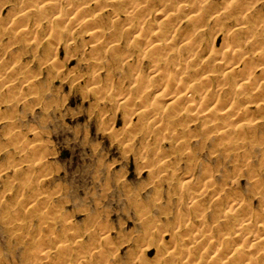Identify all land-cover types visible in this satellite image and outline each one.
Returning a JSON list of instances; mask_svg holds the SVG:
<instances>
[{"label":"rangeland","instance_id":"374dc122","mask_svg":"<svg viewBox=\"0 0 264 264\" xmlns=\"http://www.w3.org/2000/svg\"><path fill=\"white\" fill-rule=\"evenodd\" d=\"M130 1L134 7L148 3ZM164 1H150L146 12L133 20L134 25L151 34L181 2ZM223 1H204L201 46L197 65L190 71L194 78L202 76L201 63L206 69L224 70L218 61L225 42L231 39L229 29L242 15L231 6L221 18L212 16ZM112 2L92 3L87 13L97 14L102 30L96 37L73 32L72 40V27L64 23L54 24L59 37L49 35L47 27L32 32L37 38L14 35L7 27L8 20L34 0L23 4L21 0H0V65L4 67L0 76L13 79L19 92L11 94L0 87V264H62L64 259L63 264H170L167 252L176 243L181 250L192 249L194 256L171 264H212L204 256L207 245L194 249L192 240L187 239L190 233L178 229L188 225L194 229L192 236L195 229L199 235L215 229L219 249L211 254L216 259L213 263L222 264L232 260L236 249L246 250L259 235L257 224L264 221V202L259 195L264 191V73L258 61H247L245 75H253H244L240 83L249 81L250 85L230 100L210 90L194 93L195 102L207 94V102L200 107L209 106L212 112L206 123L200 119L189 125L190 118L182 115L169 118L173 130L160 131L151 117L140 115V106L153 101L164 117L170 114L167 104L171 98L155 97L167 81L150 79L152 63L166 65L133 52L132 37L123 32L129 26V8ZM236 2L249 8L242 11L249 24L256 17L264 20V0ZM188 13L180 12L174 32L167 30L177 34L178 28H187ZM29 28L34 31L38 26L30 24ZM98 37L117 45L92 52ZM173 50L164 51L174 56ZM169 65L174 72L173 64ZM178 70L183 84L173 89V94L182 92L187 83L192 85L190 79L185 80L189 73L184 68ZM138 76V84L151 91V99L142 103L132 100L131 94L130 100H123ZM217 80L211 81L214 90ZM218 98L224 101L223 108L212 107ZM179 101L185 106V100ZM230 107L236 109L226 120L224 111ZM183 125L189 126L185 134L180 130ZM222 127L229 129V137L216 142L212 136ZM208 180L213 182L205 196L208 209L197 212L186 191L197 192ZM235 197L244 211L261 214L241 239L234 238L235 229L224 222L233 215L226 203ZM214 199L222 201L221 205L213 203ZM182 212L189 215L185 222ZM243 215L240 210L236 218L241 221ZM46 216L51 217L49 222H45ZM18 221L25 223L24 228L14 225ZM146 230H152L153 235L144 240ZM39 246L46 248V258L33 254ZM250 248L248 253H255L258 246ZM262 260L256 264H263ZM232 263L239 264V260Z\"/></svg>","mask_w":264,"mask_h":264},{"label":"bare ground","instance_id":"6f19581e","mask_svg":"<svg viewBox=\"0 0 264 264\" xmlns=\"http://www.w3.org/2000/svg\"><path fill=\"white\" fill-rule=\"evenodd\" d=\"M100 1L101 0H80L78 4H75L72 0H34V3L31 6H27L15 12L8 20L7 27L8 29H13L14 35H17L22 38H26V37L30 38L32 35L33 38H37V35L32 34V32L37 33V31L40 28H44V27L50 29L49 35L56 33L57 36L59 37L60 31L59 29L57 30L53 29L54 24L64 23L62 25H69L70 27H72L70 29L72 32L69 35V38L72 40L74 39V36L72 35L74 34L73 32L79 34H83L87 32L89 36L91 35L93 37H96L102 30L101 26L97 24L98 23L96 18L97 14H93V13L87 14V13L90 12L92 8V3L93 4L99 3ZM112 1L114 5L125 4L129 8V10H126L127 12L126 15L127 18L129 19L128 20L129 26L125 30H123V32L127 33L130 39L132 37L131 42L133 49L132 48L131 49L134 50L133 52L136 53L137 56L140 55L142 57H148L151 62L164 61V64L166 65L165 67H162L161 65L152 63L150 67L152 68L151 71H153V74L151 75L150 79L153 81L156 78H164V80L167 81L166 82L167 84L164 86L163 90L158 91L155 97H158V99H162L166 97L171 98V102L167 104L170 107V114L169 115L164 114L165 115L164 117L163 114H161V110L158 109L159 107L156 105V102L153 101H151V104H146V105L141 104L140 106L141 107L140 115L151 117V119L154 121V124L157 125V128L160 129V131H168L167 129L171 128L170 124L172 123L169 120V118L172 117L177 118V117H181L182 115H186L190 118V121L188 122L189 125L197 123L200 119H202L206 123L207 118L212 114V112L209 109V106L204 107L203 108L204 110L200 109V107L201 105H203L204 101L207 102V100H205L207 94L201 95L198 99L199 102H195L197 100L196 99L194 100L193 98L194 93L198 89L206 90L207 92L210 90L212 91V93H215L217 95L228 97L227 99L235 95L237 92L238 94L243 93L244 89L247 88L250 84L248 83L249 81H244L243 83H240V81H242L244 77L247 75H251V76L253 75V72L245 75L246 71L243 67L246 65L247 61H252V59L257 60L258 61L257 65L258 67H260L259 70L262 73H264V20H259L257 19V17L256 20H254L255 18H253L254 21L250 23L251 24L250 25L249 24L250 21L245 20L246 17L245 15H243L242 12V11L245 12L249 11L248 10L249 8L245 9V6L242 3H237V2H236L237 4L234 3L237 0L223 1L222 7L221 8L217 7L212 15L215 17L217 16L216 18L219 19L221 18V13L224 10L226 11L227 8L229 9V7L231 6L235 7V10L239 15H242V18L238 16L237 22L229 29L228 33L229 36L231 35V39L225 42V46H223L224 50H222V54L220 56L221 59L218 61V65H220L221 66L220 68L224 70L220 73L214 69H206V65L204 63H201L199 67H202L203 65L204 66L202 67L203 71L201 73L202 76H200V78H194L193 77L194 72H190V71L191 69H194L195 66L197 65V54L201 46V42H200L201 40L199 36L202 34V32L201 34L199 32L203 31L202 28L204 26L202 25L204 24L203 17L205 15L203 13V10L207 8L206 7L207 4L204 3L205 0H180L181 2L177 4V7L174 8V10L172 9L173 10L171 11L172 13L169 14L168 11L167 12L168 14H166L167 18L160 25H158V28L152 31L151 34H148L147 31L144 30L142 26H140L138 29L134 25L133 20L137 16L141 17V15L145 13L147 10V4L153 0H145V2L148 3L141 4V6L138 7H134L130 0H112ZM167 1L168 0H165L164 2ZM21 2L23 4L25 0H21ZM232 7L231 10L233 9ZM231 10L229 9V11ZM182 11L185 12L189 11L188 15L185 17L186 19L185 21H187V26H186L187 28H184V30L182 29L181 31H179L180 29L178 28L179 30L178 29L176 30L178 31L177 34L176 33L172 34L167 29H170V31L172 29V32H174L173 29L175 26V21L180 20L179 14ZM248 15L249 14H247V17ZM88 17H92V18H88ZM44 18H46L45 23L42 22ZM205 19H206L205 21H207L206 17ZM30 24H32V26L35 27L38 26V29L37 30L34 29V31H31L32 29L29 28ZM98 38L97 39L94 38L95 43L91 46L92 52H99L101 47L108 46V48L109 47L114 48L117 45L116 43L112 45L111 43H108L105 40H100V38L98 40ZM22 40L27 42L29 39H22ZM0 43H1V39H0ZM171 47L175 48V50H173L176 53L174 56L168 55L164 51ZM175 56H179V59H177ZM54 61H55L54 59H51L52 63ZM170 63L173 64L174 72L168 69ZM179 68H184L186 72L189 73L185 77V80L190 79L192 85L187 83L185 84V88L182 92L173 94V89H177L180 83L183 84V78L180 77L181 73L178 70ZM3 69H4L3 65H0V70ZM7 78L8 77L1 78L0 76V79H3L0 80V87H5L6 89H8V92L11 91V94L12 92L18 94L19 92L16 89L17 86H15L14 83L12 82L13 79L9 80L11 78L8 79ZM214 78L218 79L216 82L217 88H215V90L211 88L212 85L211 81ZM135 81H137L135 86L131 88V91H129V93L124 94L122 99L125 101L130 100V95L132 94V96L134 95L132 100L135 101V99H138L141 100L142 103H145L147 99L150 98L151 91H147L146 88H143L141 87V85L138 84L141 81V78H139V76ZM98 89L100 90V88ZM259 94H261V92ZM179 100L181 101L185 100L184 101L185 106H181L180 104L181 102ZM261 102L262 101L257 103L258 107H261L260 106ZM224 104H225L224 101L222 102L221 98H218L217 102H215V104H213L212 107L218 106V108L220 109L225 106ZM234 109L236 108L230 107V109L224 111L226 115L225 118L226 120L232 118V116L234 115L233 113L235 112ZM173 119L174 118H172V120ZM173 125L172 128L174 127ZM7 126L10 127L11 122H8ZM175 127L177 126L175 125ZM188 127H189L188 125H183L180 129L181 133L185 134L186 129ZM174 130L176 129L174 128ZM216 132L217 133L212 136L216 142L217 141L220 142L223 139L229 137V133H230L229 129L223 127L217 130ZM227 142H229V139ZM158 162L156 164H158ZM150 164L151 163L148 164L149 165L148 168H150L151 166ZM208 181L207 182L205 181L204 183H202V185L200 184L201 187L198 189L197 192H189L188 190L186 191V196L190 200V203L192 204V209L197 210V212H199L198 210H202V209L206 210L207 208L205 207L204 204L205 196L209 194L211 189H213L212 188L213 182L212 181L208 182ZM259 195L261 197V200L264 202V191H260ZM221 202L222 201H220L219 199H214L213 201V203H215L216 205H221ZM227 205L229 206L228 210L232 211L233 215L231 216V220H226L224 222L225 224L228 223L227 226H230L232 229H235L233 237L236 239H241L246 235H248L247 230L252 228L251 226L254 224L253 219L255 218V216L261 214L260 213L254 214V212L250 210L244 211L243 206L241 204V200L238 197H235L233 198V200L228 201L226 203V206ZM240 210L244 213L241 221L236 218ZM47 216L44 219L45 222H49V219L51 218ZM187 216H189L187 213L186 214L183 213V217H182L183 222L189 219L186 218ZM215 217L216 216H214L213 219H216L217 222L218 220ZM261 217L262 219H264V214ZM178 219H180V216ZM200 222H201V226L205 225L203 220ZM14 225L17 228L21 229L24 228L25 223L23 221H18ZM178 229L179 230L184 229L187 230L188 233H190V237H188L187 239L192 240V246L194 247V249H196L197 246L199 248V246L201 245L202 247H204V245L206 244L207 246L205 249L204 256L209 258L210 259L209 261H212L210 263L215 264L213 262H215L216 259H214L213 258L214 255L211 254V253H216L217 250L219 249V244L214 241L215 229H209L200 235L196 233L198 229H195V236H192L191 234V232L194 229H192L190 225L185 226L183 228L178 227ZM257 230L259 231V235L256 241L250 244V246L246 250L236 249L234 251V255L231 256L233 257L232 258L233 261L239 260V264H256L259 259L260 260L263 259L262 263L264 264V221L257 224ZM152 235H153L152 230H146L143 234L142 239L145 240V238H150ZM253 244L258 246V248L255 250V253H248L251 249L250 247ZM46 252L47 251L44 246H39L34 250L33 254L35 253L38 256L46 258L45 255ZM167 254L169 256L167 260H169L170 264L173 261H178L181 259H185V261L187 260L189 261L191 257L194 256L192 249L181 250V245H179V243H176L174 249L168 251ZM232 260H227L222 264H233ZM64 261L65 259L62 260V264L65 263Z\"/></svg>","mask_w":264,"mask_h":264}]
</instances>
